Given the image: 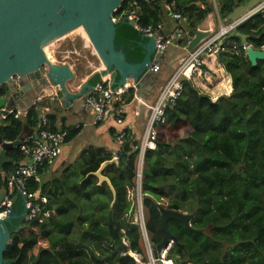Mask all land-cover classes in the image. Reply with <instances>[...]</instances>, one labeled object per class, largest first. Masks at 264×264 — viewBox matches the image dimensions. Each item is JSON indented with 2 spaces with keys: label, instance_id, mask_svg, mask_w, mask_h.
<instances>
[{
  "label": "trees",
  "instance_id": "16d2710c",
  "mask_svg": "<svg viewBox=\"0 0 264 264\" xmlns=\"http://www.w3.org/2000/svg\"><path fill=\"white\" fill-rule=\"evenodd\" d=\"M193 2L177 0L175 8L184 17L179 25L187 30L188 37L213 11L209 0H199L198 5ZM246 2L223 0L221 18L227 19L235 7ZM126 5L127 0L122 8ZM136 5L143 28L162 27V0H137ZM240 30L249 36V43L260 48L264 44V12L249 19ZM140 42L139 31L119 22L116 43L131 61L144 57ZM224 47L218 57L232 78V93L213 101L192 80L184 79L180 97L167 107V121L158 128L157 147L145 155L142 189L147 229L155 247L164 238L159 206L193 215L191 228L176 219L167 223L174 236L169 257L177 264H264V62L253 66L237 37L228 36ZM92 82H100V77L95 76ZM125 97L130 103L134 90L129 89ZM56 120V114L50 113L48 128L65 130L67 143L73 140L80 128L62 125L59 129ZM38 124L39 111L33 108L23 119L7 118L0 133L5 141H16L26 126L30 131ZM183 128H187L184 134ZM137 144L128 131L118 164L104 169L115 195L106 182L98 186V178L89 175L113 157L90 150V164L82 172L81 184L73 190L78 198L89 202L85 209H97L99 214L85 218L78 214L75 219L74 204L52 208L49 203L52 212L46 222L37 218L29 221L25 236L18 241L23 243L22 252L40 250L35 253L38 264H138L130 255H122L129 249L143 251L140 230L127 216L136 204ZM11 155L16 161L14 169L23 156L19 148L11 150ZM29 188L35 191L39 185L31 181ZM42 193L49 198L52 194L44 186ZM78 220L82 221L75 228ZM124 236L128 246L122 243ZM59 245L61 250H57Z\"/></svg>",
  "mask_w": 264,
  "mask_h": 264
},
{
  "label": "water",
  "instance_id": "95a60500",
  "mask_svg": "<svg viewBox=\"0 0 264 264\" xmlns=\"http://www.w3.org/2000/svg\"><path fill=\"white\" fill-rule=\"evenodd\" d=\"M198 1L193 3L197 5ZM262 1L248 0L235 7L227 20L237 19ZM121 3L122 0H0V114L9 110L27 114L34 102L52 100L53 86H58V96L63 98V103L80 99L85 104L83 90H93L95 76L102 80L109 75L111 91L136 86L141 95V89L157 75L150 71L154 61L175 69L180 59L211 34L198 28L186 48L167 63L166 53H156L155 38L161 32L153 36L151 32L138 29L133 22L123 20L139 31V44L144 51L141 61H131L116 43L117 26L121 21L114 20V14ZM229 36L241 39L243 45L250 44L245 55L253 66L264 62V47L255 48L247 34L238 29ZM15 76L19 77L18 85L12 81ZM4 124L0 119V129ZM26 127L16 141H5L0 133V169L6 153L19 148L23 135L29 132ZM113 164H118L115 157L103 162L91 174L98 178L99 185L106 182L115 195L110 179L103 174L104 169ZM159 210L164 232L162 242L156 246L160 253L174 242L168 221L176 219L191 228L193 215L161 206ZM8 237L7 231L0 228V264H4ZM38 262L37 258L31 264Z\"/></svg>",
  "mask_w": 264,
  "mask_h": 264
},
{
  "label": "built area",
  "instance_id": "2783aa9c",
  "mask_svg": "<svg viewBox=\"0 0 264 264\" xmlns=\"http://www.w3.org/2000/svg\"><path fill=\"white\" fill-rule=\"evenodd\" d=\"M124 1L122 0L120 7L116 10L114 20L133 22L138 29L151 32L153 36L156 32H160V25H157L156 28H143L140 25L139 9L135 7L137 6V0H127V5L122 8ZM144 1L149 3L155 0ZM162 2L165 14L168 17L179 23L184 20L182 14L178 10H175L177 0H162ZM263 11L264 1L235 20L229 21L225 19L217 31L203 39L193 51L179 60L171 76L160 87L154 102L148 106L145 127L138 144L135 146V149L138 150L135 167L136 204L131 214L132 224L138 226L140 230L143 251L137 253L129 249L122 253V255H130L138 264H177L169 257L173 243H169L160 253L155 252L156 247L152 243L151 234L147 229L148 213L144 206L142 189L145 155L147 150L157 147L158 128L167 121V107L174 105L180 97L183 90V80H192L195 84L198 77L208 75L209 72L205 70L207 60L211 57H217L221 51L225 50L224 40L233 31L240 29L246 24L249 19ZM155 39L156 53H166L172 47L184 50L190 37H188L187 30L179 25L175 30L161 33ZM249 45L242 44L244 52ZM161 68L162 65L154 61L150 67V71L157 73ZM12 81L18 85L19 77H13ZM129 89L134 90V97L138 100V89L136 86L111 91L109 78H106L96 83L93 90L85 97V105L91 108L94 113L93 122L95 124L111 119L120 127L115 135V141L120 146V150L114 156L117 160H119L122 154V149L128 137V129L125 127V111L128 103L125 94ZM53 90L52 100L42 103L34 102L33 108L39 111V124L37 129H32L31 132L29 131L23 135L19 146L23 156L22 161L8 175L9 188L18 189L25 196V201L28 203V212L26 213L28 221L36 218L42 221L44 218L49 217L47 209V205L49 204L48 197L42 193L40 188L31 191L29 184L32 181L39 185L40 170L45 166L52 165L62 154L67 144V131H52L48 128L49 114L51 113L50 103L59 97L58 86H53ZM25 115L14 110H9L6 114H0V119L5 121L11 116L15 119H22V116ZM122 243L128 246V240L125 236L122 238Z\"/></svg>",
  "mask_w": 264,
  "mask_h": 264
},
{
  "label": "crops",
  "instance_id": "0c3cea01",
  "mask_svg": "<svg viewBox=\"0 0 264 264\" xmlns=\"http://www.w3.org/2000/svg\"><path fill=\"white\" fill-rule=\"evenodd\" d=\"M209 1L213 6V11L208 14L198 28L206 31L208 30L213 34L224 21L219 12L223 0ZM179 24V22L165 14L160 32L165 33L173 31ZM180 51L181 50L176 47L170 48L166 52V62L169 63L173 60L175 55ZM205 70L209 72V74L198 77L195 82V85L201 92L209 95L213 101L221 96L230 95L232 93V78L224 69L218 56L215 58L211 57L207 60ZM173 71L174 69L172 66L163 64L161 70L153 77V82L151 81L145 84L141 89V95H138L137 91L138 100L134 97L133 100L127 104L125 111V127L137 141L140 140L145 127L148 106L154 102L160 87L168 80ZM106 78H109V75L104 79ZM83 91L87 96L92 90L85 89ZM50 106L51 114L53 113L57 116L56 126L59 129L62 125H68L80 128V130L75 138L65 145L62 154L55 162L40 170L39 188L42 191V186H44L46 187L47 193H52L50 198L45 194L48 197L49 203H52V208H55L57 204H74L77 209V212L74 213L75 219L79 216L85 218V216L97 215L99 214L97 209L93 212L85 209L88 205L83 206L85 200L78 198L74 190L77 188V185L81 184L82 172L90 164L87 158V153L90 150H99L112 157L120 150V146L115 141L116 132L120 127L111 119L103 123L95 124L93 122L94 113L92 109L87 107L80 99H73L70 102L63 103V98L58 97L56 100L51 101ZM25 116H22V119L25 118ZM89 175L92 174L90 173ZM64 197L65 201H63ZM80 208H82L83 212ZM48 211L49 217L44 218L43 222H46V220L51 217L52 209L50 208ZM78 214L79 216H77ZM127 216L131 217L129 214H127ZM79 221L82 220L76 221L74 225L75 228ZM61 248L60 245L57 246V250H61Z\"/></svg>",
  "mask_w": 264,
  "mask_h": 264
},
{
  "label": "flooded vegetation",
  "instance_id": "af4514ba",
  "mask_svg": "<svg viewBox=\"0 0 264 264\" xmlns=\"http://www.w3.org/2000/svg\"><path fill=\"white\" fill-rule=\"evenodd\" d=\"M262 47L264 44L260 48ZM15 165V158L12 157L11 151H8L0 169V228L4 232L7 231L8 241H10L3 254V261L4 264H31L37 258L39 259L35 253H40V250L30 253L25 250L24 253L22 252L24 251L23 243L19 244L18 242L25 236L29 221L26 217L25 196L20 190L10 189L8 186V175ZM8 219L10 221H7ZM39 222H43V220H39ZM21 253H24V256Z\"/></svg>",
  "mask_w": 264,
  "mask_h": 264
},
{
  "label": "rangeland",
  "instance_id": "374dc122",
  "mask_svg": "<svg viewBox=\"0 0 264 264\" xmlns=\"http://www.w3.org/2000/svg\"><path fill=\"white\" fill-rule=\"evenodd\" d=\"M187 130V128H183L182 130H181V132L184 134V132ZM86 205H88V202H84L83 203V206H86Z\"/></svg>",
  "mask_w": 264,
  "mask_h": 264
}]
</instances>
